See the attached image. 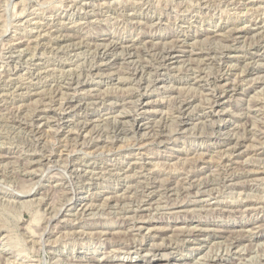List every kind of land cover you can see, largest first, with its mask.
<instances>
[{"label":"rangeland","instance_id":"374dc122","mask_svg":"<svg viewBox=\"0 0 264 264\" xmlns=\"http://www.w3.org/2000/svg\"><path fill=\"white\" fill-rule=\"evenodd\" d=\"M0 264H264V0H0Z\"/></svg>","mask_w":264,"mask_h":264},{"label":"bare ground","instance_id":"6f19581e","mask_svg":"<svg viewBox=\"0 0 264 264\" xmlns=\"http://www.w3.org/2000/svg\"><path fill=\"white\" fill-rule=\"evenodd\" d=\"M169 2V1H168ZM90 41V40H89ZM102 46V45H101ZM114 47V46H113ZM103 48V47H102ZM171 57V56H170ZM76 80V79H75ZM232 86V85H231ZM231 89H232V87H231ZM223 91V90H222ZM223 94V93H222ZM221 95V94H220ZM216 96V95H215ZM218 96H219V94H218ZM214 97V96H213ZM212 97V98H213ZM217 97V96H216ZM215 97V98H216ZM71 99V98H70ZM134 102V101H133ZM188 102V101H187ZM177 103V102H176ZM182 103V102H181ZM184 103V102H183ZM182 103V104H183ZM186 103V102H185ZM173 104V103H172ZM77 105V104H76ZM189 103H186L183 107H182V110H183V112H182V115L185 117V116H188V109H189ZM213 105V104H212ZM80 106V105H79ZM214 106V105H213ZM253 106V105H252ZM192 108H194V107H192ZM252 108V107H251ZM209 109V108H208ZM44 110V109H43ZM71 110V109H70ZM75 110V109H74ZM211 110V109H210ZM255 110V109H254ZM180 111V110H179ZM191 111V110H190ZM193 112V111H192ZM179 113V112H178ZM123 116V115H122ZM40 117V116H39ZM43 117V116H42ZM180 117H178V119H179ZM134 122V126L135 127H137V128H139L140 126H142V124H141V122L142 121H137V120H133ZM185 122V121H184ZM141 124V125H140ZM38 125H40V124H38ZM107 125V124H106ZM93 126V125H92ZM39 127V126H38ZM144 127V126H143ZM34 128V127H33ZM122 128V127H121ZM82 129V128H81ZM113 129H115V128H113ZM115 131H117V130H115ZM157 133V132H156ZM41 134V133H40ZM156 137V136H155ZM143 144V143H142ZM228 148V147H227ZM231 148V147H230ZM229 148V149H230ZM196 160H198V159H196ZM252 164V163H251ZM246 166V165H245ZM253 166V165H252ZM169 182V181H168ZM259 228V227H258ZM202 229V228H201ZM188 230V229H187ZM193 230V229H192ZM229 231V230H228ZM224 232V231H223ZM243 232V231H242ZM227 233V232H226ZM235 233V232H234ZM228 235V234H227ZM233 235V234H232ZM236 236V235H235ZM231 237H233V236H231ZM228 238V237H227ZM242 238V237H241ZM231 239V238H230ZM247 241V240H246ZM251 244V243H250ZM249 244V245H250ZM246 245V244H245ZM165 246V245H164ZM167 246V245H166ZM254 246V245H253ZM149 248V247H148ZM232 248V247H231ZM149 249H151V248H149ZM248 249H249V247H248ZM241 250V249H240ZM247 250V249H246ZM118 251V250H117ZM252 251V250H251ZM169 253V252H168ZM227 253V252H226ZM152 254V253H151ZM170 254V253H169ZM229 254V253H228ZM148 255V254H147ZM155 255V254H154ZM171 255V254H170ZM227 255V254H226ZM205 256V255H204ZM248 256V255H247ZM161 257V256H160ZM94 259V258H93ZM162 259V258H161ZM167 260V259H166Z\"/></svg>","mask_w":264,"mask_h":264}]
</instances>
